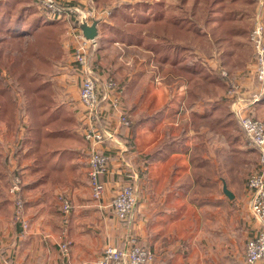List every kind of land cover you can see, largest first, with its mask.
Instances as JSON below:
<instances>
[{"label": "crops", "instance_id": "0c3cea01", "mask_svg": "<svg viewBox=\"0 0 264 264\" xmlns=\"http://www.w3.org/2000/svg\"><path fill=\"white\" fill-rule=\"evenodd\" d=\"M98 9L111 7L105 3ZM106 22L112 24L104 18L98 25L92 63L102 82L112 77L119 83L131 127L122 126L111 105L103 103L99 126L113 139L94 147L85 139L90 121L80 102L70 30L71 46L50 74L54 104L40 147V153L51 156L45 165L52 175L61 173L62 180L43 172L42 160L29 156L30 122L21 125L27 114L17 115L14 132L0 120V264H98L105 247L122 248L131 234L155 253L153 264H246V244L258 232L247 188L249 175L258 170V153L232 115L226 89L161 62L152 50L105 34ZM218 65V59L209 63L212 70ZM254 70L251 52L245 69L236 74L247 96L257 91ZM250 115L264 120L263 99ZM61 141L63 149L51 148ZM92 149L111 158L109 173L100 176L105 186L100 204L87 178ZM14 171L24 181L27 230L13 219L15 197L9 186ZM129 183L137 189L138 205L132 219L122 222L110 203ZM61 197L71 202L67 218ZM63 243L69 244L66 253Z\"/></svg>", "mask_w": 264, "mask_h": 264}, {"label": "trees", "instance_id": "16d2710c", "mask_svg": "<svg viewBox=\"0 0 264 264\" xmlns=\"http://www.w3.org/2000/svg\"><path fill=\"white\" fill-rule=\"evenodd\" d=\"M63 1L75 6L80 4L79 0ZM175 1L174 5L167 4V0L116 4L108 9L112 24L103 23L104 33L124 44L152 50L161 62L171 63L191 77H200L208 85H220L228 91L231 79L245 69L252 52V47L249 49L252 23L238 7L246 6L253 14L257 8L256 0H193L191 6V0ZM105 3L106 0H94L90 7L98 9ZM200 5L202 15L196 10ZM39 11L42 12L29 0H0V58H5L4 65L15 84L10 85L12 83L1 76L0 63V97L5 99L2 106L7 117L13 119L18 108L16 93L23 96L20 113L30 116L27 127L30 137L25 139V143L30 146L29 156L35 159H41V135L46 127L44 121L48 109L54 104L52 83L47 72L55 60H60L59 56L53 60L36 53L34 57L47 67L34 70L25 62V55L30 49L24 51L23 41L28 45L27 39L34 37L35 40L42 38L52 42L50 33L43 31L42 27H53L57 21H48L47 14L42 12L39 15ZM214 14L220 16L216 19L217 24L211 26V22L215 21ZM1 45H11L12 50L18 51L13 62L9 61L11 54H5ZM56 50L61 52L58 45ZM214 59L219 61L216 70L209 66ZM222 71L227 72V77L222 76ZM262 99L264 96L260 101Z\"/></svg>", "mask_w": 264, "mask_h": 264}, {"label": "built area", "instance_id": "2783aa9c", "mask_svg": "<svg viewBox=\"0 0 264 264\" xmlns=\"http://www.w3.org/2000/svg\"><path fill=\"white\" fill-rule=\"evenodd\" d=\"M47 14L53 21H65L72 24L73 33L72 57L74 64L80 72V102L86 109L90 121L86 128L84 137L92 146L102 145L107 140L113 139V135L104 128H100L102 120L103 103H109L118 114L122 126L130 127L131 121L122 108V89L119 83L112 77L102 82L98 71L92 63L93 52L98 47L99 37L87 40L81 30L74 27L78 20H86L92 24L94 20L104 19L110 16V10H99L84 5L81 2L78 6L65 3L63 0H29ZM87 0L86 2H93ZM257 8L253 13L252 30L249 42L253 50L254 58V79L257 91L247 96L243 93L242 84L232 78L230 88L227 91V98L231 102L232 112L240 128L258 153V170L247 179L249 207L251 215L258 223L257 235L246 244V264H257L264 260V120L253 118L250 115L252 107L255 106L264 96V0H256ZM73 21V22H72ZM222 76L227 77V72L222 71ZM111 158L109 155L92 149L88 159V180L91 188V195L94 201L102 202L105 186L100 182V176L109 173ZM129 174V173H127ZM129 178L133 176L127 175ZM23 180L15 176L11 182L10 193L15 197V219L27 230L29 222L25 216V203L21 194ZM63 215L65 218L71 213V202L60 198ZM138 205L137 189L134 184H127L120 187L113 197L110 208L115 216L122 222H129ZM63 252L68 251L69 244H62ZM156 259L155 253L148 248L141 246L136 235H129L122 248L113 246L105 247L98 264H153ZM1 264H11L4 261Z\"/></svg>", "mask_w": 264, "mask_h": 264}, {"label": "rangeland", "instance_id": "374dc122", "mask_svg": "<svg viewBox=\"0 0 264 264\" xmlns=\"http://www.w3.org/2000/svg\"><path fill=\"white\" fill-rule=\"evenodd\" d=\"M138 1H141V0H106L107 5L109 7H114L116 4H122V3H126V2L135 3V2H138ZM148 1L150 3H154L156 0H148ZM167 2H168L169 5H174L176 1L175 0H167ZM192 2H193V0H191L190 6H191ZM90 3L91 2H83L84 5H88L89 7H90ZM238 9L244 15H246L245 17L247 19L249 18V16H250V10H249L248 7L243 6V5H239ZM106 10H108V9H106ZM196 10H197V12L200 15H202L203 10L201 8V5L198 6L196 8ZM251 13H252V11H251ZM38 14L41 15L42 12L39 11ZM251 15H253V14H251ZM219 16H220V14H216V15L214 14L213 18H215V21L214 22H211L212 26H214L215 24H217L216 23V19H218ZM250 17L252 18V16H250ZM104 18L106 20H108L110 18V16H108V17L105 16ZM46 19L48 21H50L48 18H46ZM71 28H72V24L71 23L64 22V21H57V23L53 27L50 26V25H47V26L42 27V30L43 31H45L46 33H50V37L52 39V42L51 43H48L45 39H42V38L39 39V40H38V38H36V40H35L34 37H29L27 39L28 45L26 44L25 41H23L22 42V48L24 49V51H26V48H29L30 49V51L28 50V52H27L28 55L27 56L25 55V58H26L25 62H28V65H31L32 66V69L34 70L37 67H38V69L39 68H42V67H44V68L47 67L46 64L43 61L39 60L37 57H36L37 59L34 57V54H36V53H38V56L41 54L42 56L45 55L46 57H52L53 60H55V58L59 56V59L62 60L65 57V53H64L65 49H69L68 44L70 43V40L67 41V39H68V37L70 35L69 32H70ZM0 37H2V35H0ZM57 45L60 47L61 52H58L57 53V50H56V46ZM69 45L71 46V43ZM1 47H3L2 49H4V53L5 54H11L10 55L11 58H9V61L10 62H13L14 61V57L18 54V51L12 50L11 45H7V46L6 45L5 46H2L1 45ZM252 52H253V50H252ZM4 61H5V58L4 57L3 58L1 57L0 58V63H1V67H2L1 68V76L3 78H5V79L9 80V82L12 83L10 85H15L13 83V81H11V79L9 78L10 77V75L8 74L9 71L6 68V65H4ZM57 61L58 60H55L54 62H57ZM54 62H53V64H54ZM56 69H57L56 68V65L54 67L51 66V69L47 72L48 73V79L51 78L50 77V74L52 72H54V70H56ZM234 79H236L237 81L240 82V80L238 79V77L235 76ZM16 99H17V105H18V108L16 109V115H15V117L13 116V119L11 118L10 121H8L9 117H7V115L5 113V108H3V106H2V103H4L5 99L2 98V97H0V120L5 123V126H6L5 129H8L9 130V127L8 126L12 125V128H11L12 132H14L16 130V128L14 127L16 123H14V122H15V119L17 118V115L20 114L21 106L23 108V105H21V104L24 101L23 100V96L19 92L16 93ZM20 99H21V102L22 103H20ZM23 113L24 112H22V114ZM13 115H14V112H13ZM27 116H28V117H26L27 118V121L26 122L25 121H22L21 125L22 124L23 125H28V123L30 122V119H29L30 116L29 115H27ZM26 133L29 134V132L27 130H26ZM64 142L65 141H61L59 143V145H54V147H52L53 145H51V148L52 149H58L59 148V150L60 149H63L64 146H65V143ZM0 148H2V146ZM40 156H41V160H42V165H44L43 166L44 169H42L43 172H46L47 174H49V175L51 174L52 175L51 169L49 168V166H47L49 164L45 165V163H44V161L48 160V156H49V158L51 156L50 155L47 156L46 154H42V153L40 154ZM80 165L81 166H80V169L77 172V175H79L81 172L83 173L84 166H83L82 163ZM15 171L12 172V175L10 177V186H9V189L11 187V182H12V180H13V178L15 176H20L22 178V180H23V177L21 175H17L19 173L15 172ZM82 173L80 174V176L83 175ZM53 174L54 175H52V176H53L54 179H57V180H60V181L62 180L61 173L58 172V173H53ZM87 178H88V172H87ZM21 194H22V192H21ZM22 197L24 199V196L23 195H22ZM24 203H25V209H24V211H25L26 210V201H25V199H24ZM13 219L16 221V219H15V205H14Z\"/></svg>", "mask_w": 264, "mask_h": 264}, {"label": "water", "instance_id": "95a60500", "mask_svg": "<svg viewBox=\"0 0 264 264\" xmlns=\"http://www.w3.org/2000/svg\"><path fill=\"white\" fill-rule=\"evenodd\" d=\"M99 24H100V20H94L92 24H89L86 20L82 19L76 21L74 23V27L76 29L81 30V32L83 33L84 37L87 40H92L99 37V29H98Z\"/></svg>", "mask_w": 264, "mask_h": 264}]
</instances>
